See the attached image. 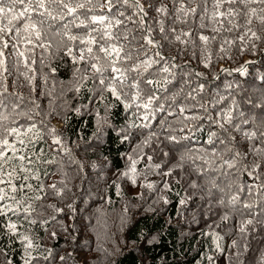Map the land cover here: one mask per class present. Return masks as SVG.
<instances>
[{
  "label": "clouds",
  "instance_id": "9594fccd",
  "mask_svg": "<svg viewBox=\"0 0 264 264\" xmlns=\"http://www.w3.org/2000/svg\"><path fill=\"white\" fill-rule=\"evenodd\" d=\"M0 9V264H264V0Z\"/></svg>",
  "mask_w": 264,
  "mask_h": 264
},
{
  "label": "trees",
  "instance_id": "16d2710c",
  "mask_svg": "<svg viewBox=\"0 0 264 264\" xmlns=\"http://www.w3.org/2000/svg\"><path fill=\"white\" fill-rule=\"evenodd\" d=\"M42 146L43 145H39L38 148ZM172 215H175V209L173 210ZM169 239H171V237H169ZM197 239H201L203 241V243L199 246L196 245ZM210 239L211 238L207 235V233H205V236L203 238L199 237V235L197 234L196 238L191 241V247H189L187 252H183V249H181L180 251H175V241H173L172 243H164L162 245H158L154 250L145 248L144 252L147 254L151 261H159L161 259L172 260L174 257H180L183 254L187 257V260L184 262V264H198V262L199 264H208L207 260L204 258V253L206 251H210ZM195 247H199L198 252L193 251V248ZM13 259L16 261V264H20L18 257H13ZM130 259L136 260V264H147L146 261L141 262L137 260L135 255L130 256ZM221 260H223V264H227L226 256L217 259L216 264H221Z\"/></svg>",
  "mask_w": 264,
  "mask_h": 264
},
{
  "label": "snow or ice",
  "instance_id": "6c2138e0",
  "mask_svg": "<svg viewBox=\"0 0 264 264\" xmlns=\"http://www.w3.org/2000/svg\"><path fill=\"white\" fill-rule=\"evenodd\" d=\"M0 11H2V9H0ZM9 11H11V9H9ZM218 15H221V14L218 13ZM200 39L206 41L208 39V37L207 36H204V35H201L200 36ZM146 40H148L149 42H151L150 37H146ZM93 42L95 43V41H93ZM101 50L102 51H105L103 48ZM114 51L118 53L119 52V49H115ZM21 159H23V157H21ZM11 227H14V225H11Z\"/></svg>",
  "mask_w": 264,
  "mask_h": 264
}]
</instances>
